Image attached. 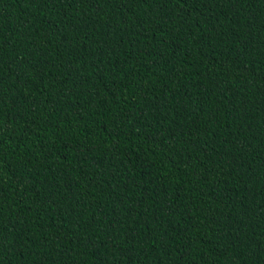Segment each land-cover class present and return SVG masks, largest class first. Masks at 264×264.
<instances>
[{"label":"trees","instance_id":"1","mask_svg":"<svg viewBox=\"0 0 264 264\" xmlns=\"http://www.w3.org/2000/svg\"><path fill=\"white\" fill-rule=\"evenodd\" d=\"M0 264H264V0H0Z\"/></svg>","mask_w":264,"mask_h":264}]
</instances>
